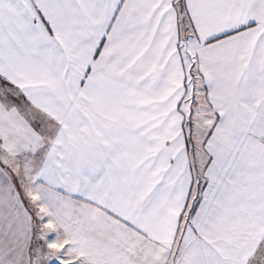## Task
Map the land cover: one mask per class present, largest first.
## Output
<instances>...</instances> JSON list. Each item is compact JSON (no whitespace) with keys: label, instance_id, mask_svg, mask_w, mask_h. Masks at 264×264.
<instances>
[{"label":"snow or ice","instance_id":"6c2138e0","mask_svg":"<svg viewBox=\"0 0 264 264\" xmlns=\"http://www.w3.org/2000/svg\"><path fill=\"white\" fill-rule=\"evenodd\" d=\"M0 264H264V0H0Z\"/></svg>","mask_w":264,"mask_h":264}]
</instances>
